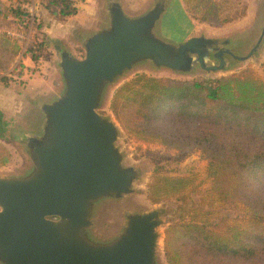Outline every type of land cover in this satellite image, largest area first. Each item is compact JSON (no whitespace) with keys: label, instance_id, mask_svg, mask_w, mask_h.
<instances>
[{"label":"water","instance_id":"obj_1","mask_svg":"<svg viewBox=\"0 0 264 264\" xmlns=\"http://www.w3.org/2000/svg\"><path fill=\"white\" fill-rule=\"evenodd\" d=\"M166 6L160 3L148 14L130 18L110 2V26L85 40V58L61 53L66 91L43 107L44 135L28 137L35 168L25 178H0L3 264H155L158 211L129 216L111 243H95L88 236L94 204L131 194L137 173L123 165L117 126L98 112L103 92L143 61L174 72H192L196 66L224 70L226 54L245 61L264 36L263 29L247 57L205 37L175 46L154 34Z\"/></svg>","mask_w":264,"mask_h":264},{"label":"trees","instance_id":"obj_2","mask_svg":"<svg viewBox=\"0 0 264 264\" xmlns=\"http://www.w3.org/2000/svg\"><path fill=\"white\" fill-rule=\"evenodd\" d=\"M27 1L3 7L0 0V27L9 18L25 23L27 13L18 4ZM45 1L54 15L79 11L72 8L74 0ZM202 21L221 26L233 20H219L211 9ZM44 46L39 37L28 48L33 61L40 59ZM21 53V45L0 32V71L9 70ZM1 81L7 85L10 80ZM111 109L137 140L181 154L199 150L209 160L206 192L196 173L171 177L157 169L152 176L151 202L173 200L183 210L166 230L167 264H264V80L251 70L213 84L138 76L116 91ZM10 160L0 143V167ZM194 197L199 198L195 206ZM231 212L244 217L228 216Z\"/></svg>","mask_w":264,"mask_h":264},{"label":"rangeland","instance_id":"obj_3","mask_svg":"<svg viewBox=\"0 0 264 264\" xmlns=\"http://www.w3.org/2000/svg\"><path fill=\"white\" fill-rule=\"evenodd\" d=\"M108 1L102 0L105 7H108ZM111 1L114 4L121 5L119 0ZM122 1L127 6L138 7L139 11L142 10L146 15L156 5L160 3L167 4L169 0ZM158 1L160 3L157 4ZM184 2L191 19L195 21L196 37L207 35V37H211L209 39L217 41V46L220 49H229L236 56L247 57L263 34L264 0H184ZM2 4L3 7H6L8 2L4 1ZM251 6L252 10L249 12ZM211 9L217 11L219 20L227 18L233 21L221 26L203 22L202 14L208 13ZM178 23L179 19L176 16L173 15L167 18L165 13L157 22L154 34L172 45L184 44L188 40L180 42L182 37L178 36L177 33H174L172 39L167 38ZM235 23L239 24L233 25ZM4 27L5 25L0 27V32L4 30ZM7 28L14 27L8 26ZM75 36L77 37V35ZM82 39H74L76 43H80L74 50L80 60L86 56L85 46H81ZM72 41L69 43L72 44ZM20 56L10 65L9 70L0 71V117L2 114V121L5 123L4 136L0 137V143L11 155L10 162L0 167V177L22 176L29 173L33 168L30 158L33 144L28 137L38 138L44 135V132H40L41 130L37 126L39 115L42 112L40 103L37 99H33L27 91L29 90L27 89L29 81L33 79V76L42 72V64L38 58L37 61H33L32 67L27 68L22 63L19 64ZM224 57L227 67L225 70L217 72H207L199 66H196L192 72H174L167 68H157L151 61H143L136 64L130 71L125 72L114 83L106 86L98 112L103 118L111 120L117 126L118 139L116 146L123 157V165L124 167L134 168L137 173L131 194L121 197H106L94 204L91 219L92 226L88 230V236L93 242L111 243L122 234L129 216L158 211L161 225L157 229L159 242L156 248L155 264H167L165 257L166 230L171 223L180 219L179 216L183 210H181V205L173 200L158 204L151 202L149 199V185L152 176L157 169L162 174L171 177L196 173L204 182L203 188L206 192L210 188V180L207 177L209 160L199 150H194L189 154H181L179 151L167 149L159 143H147L137 140L125 131L115 119L111 109L112 101L116 91L121 86L131 82L138 76L161 78L182 83L197 81L213 84L222 77L239 75L244 71L251 70L264 80V36L260 46L249 59L238 61L229 55ZM20 73L23 75L20 76ZM2 78L10 80L7 85L1 81ZM198 199V197H194L193 206L196 205ZM228 216L244 217L241 213L236 212H231ZM0 264L3 263L0 261Z\"/></svg>","mask_w":264,"mask_h":264},{"label":"crops","instance_id":"obj_4","mask_svg":"<svg viewBox=\"0 0 264 264\" xmlns=\"http://www.w3.org/2000/svg\"><path fill=\"white\" fill-rule=\"evenodd\" d=\"M1 1L2 3L4 1L8 2L6 6H10L16 4L20 0ZM110 2L112 1L109 0L107 5ZM119 3H121L120 6L123 12L130 18H139L145 14L142 10L139 11L138 7L127 6V4H124L122 0H119ZM107 8L108 7L103 5L102 0H84L79 7V12L71 17L54 15L48 9H44L42 11L39 29L40 38L45 39V46L40 53L42 72L33 76V79L29 81L30 83L27 86V89H29L27 91L30 93L31 97L33 99H37L38 103H40L42 112L41 115H39V122L37 123V126H39L41 130L40 132H44L47 120L43 107L53 104L59 100L66 91V83L63 75V69L61 67V53L63 51H67L72 57L79 59L74 50L78 47V44L80 45V43H76L74 39L83 38L81 42L82 46L87 38L108 29L111 23V15ZM251 10L252 6L249 8V12ZM165 13L167 18L174 15L179 19V23L175 28H173V32L168 34L167 38L172 39L174 33H177L179 34L178 36L182 37L180 42H185L190 38L197 36L195 34V21L191 19L184 0H169L164 14ZM236 24L239 23H235L233 25ZM16 25L17 20L9 18L5 24L4 30L7 29L8 26L15 27ZM74 35H77V37H74ZM204 36L207 39L211 38L207 37V35ZM71 40H73L72 44L69 43ZM20 57L21 60L19 59V64L22 63V65L27 68L32 67L33 58L31 54L27 52L21 53ZM31 161L33 163V168L26 175L0 178H25L29 176L35 168V164L32 159Z\"/></svg>","mask_w":264,"mask_h":264},{"label":"built area","instance_id":"obj_5","mask_svg":"<svg viewBox=\"0 0 264 264\" xmlns=\"http://www.w3.org/2000/svg\"><path fill=\"white\" fill-rule=\"evenodd\" d=\"M84 0H74L73 6L79 8ZM45 0H28L26 3H20L18 6L27 13L25 23L17 21L14 28H7L3 32L17 41L22 47V53H26L28 48L35 44L40 37L41 14L46 9Z\"/></svg>","mask_w":264,"mask_h":264},{"label":"bare ground","instance_id":"obj_6","mask_svg":"<svg viewBox=\"0 0 264 264\" xmlns=\"http://www.w3.org/2000/svg\"><path fill=\"white\" fill-rule=\"evenodd\" d=\"M159 242V241H158Z\"/></svg>","mask_w":264,"mask_h":264}]
</instances>
